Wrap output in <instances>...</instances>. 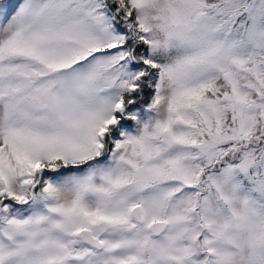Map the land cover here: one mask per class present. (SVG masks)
Instances as JSON below:
<instances>
[{
	"label": "snow or ice",
	"instance_id": "snow-or-ice-1",
	"mask_svg": "<svg viewBox=\"0 0 264 264\" xmlns=\"http://www.w3.org/2000/svg\"><path fill=\"white\" fill-rule=\"evenodd\" d=\"M0 264H264V0H0Z\"/></svg>",
	"mask_w": 264,
	"mask_h": 264
}]
</instances>
